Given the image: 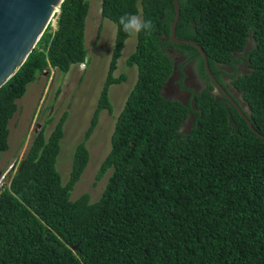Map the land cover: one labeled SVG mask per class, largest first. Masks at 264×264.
Instances as JSON below:
<instances>
[{"label": "trees", "instance_id": "trees-1", "mask_svg": "<svg viewBox=\"0 0 264 264\" xmlns=\"http://www.w3.org/2000/svg\"><path fill=\"white\" fill-rule=\"evenodd\" d=\"M89 5L63 0L55 26L0 86V155L27 85L48 67L65 74L86 61ZM178 5L175 37L202 48L223 91L196 47L170 40L174 0H101V17L115 25L113 48L68 179L56 166L64 111L48 134L53 117L37 129L0 188V264H264V0ZM126 13L151 19L154 31L136 37L125 60L137 76L96 174L109 171L102 192L72 199L90 157L86 141L99 113L113 109L109 87L125 77L113 73L129 38L118 22ZM184 62L206 84L189 101L165 93L171 77L184 79L175 73Z\"/></svg>", "mask_w": 264, "mask_h": 264}, {"label": "rangeland", "instance_id": "rangeland-1", "mask_svg": "<svg viewBox=\"0 0 264 264\" xmlns=\"http://www.w3.org/2000/svg\"><path fill=\"white\" fill-rule=\"evenodd\" d=\"M100 1L89 0L85 30V43L88 49L87 61L84 64L73 65L65 74L60 73L57 69H50L48 72L39 74L34 81L27 85L24 95L16 100L18 109L9 121V148L3 153L0 171L7 172L12 163L17 164L35 132L46 122L48 117H53V121L46 124L47 132L51 130L58 117L67 111L64 135L56 166L62 179L64 181L68 179L70 154L72 159L74 147L83 138V133L89 124L98 94L108 72L113 48L115 25L112 21L101 17ZM52 26H54V20ZM135 42L136 37H129L117 59V68L113 74L115 77L124 74L125 77L120 83L111 84L109 87V98L113 109L111 112L104 109L99 113L97 124L86 141L90 157L84 172L74 185L71 192L72 199L86 192L89 194L90 200L95 201L102 192L109 171H106L98 181H95V178L101 161L109 151L115 118L121 111L129 89L137 76L136 67L128 66L125 61L133 51ZM178 53L174 51V54L178 55ZM180 59L183 60L181 57ZM188 67L193 70V65L186 62L180 73L187 76ZM198 79L204 83L200 85L201 88L205 87V82L201 78ZM186 80L184 83L183 81L179 82V85L175 83L177 80H174L173 86L169 90H165V93L169 97L184 100L185 90L190 93L194 89L198 90L192 87L197 84L194 77L192 78L194 84ZM8 181L9 177L6 174L0 183V188L7 185Z\"/></svg>", "mask_w": 264, "mask_h": 264}, {"label": "water", "instance_id": "water-1", "mask_svg": "<svg viewBox=\"0 0 264 264\" xmlns=\"http://www.w3.org/2000/svg\"><path fill=\"white\" fill-rule=\"evenodd\" d=\"M63 0H0V86L22 65L28 54L49 24L54 13L59 12ZM175 16L171 23L170 40L178 44H191L204 60L208 76L223 91L211 74L202 48L193 41L175 37L179 18L178 0H174ZM229 97V96H228ZM230 98V97H229ZM21 164L19 165V167Z\"/></svg>", "mask_w": 264, "mask_h": 264}, {"label": "clouds", "instance_id": "clouds-1", "mask_svg": "<svg viewBox=\"0 0 264 264\" xmlns=\"http://www.w3.org/2000/svg\"><path fill=\"white\" fill-rule=\"evenodd\" d=\"M57 15V13L55 12L54 15ZM54 15L52 16L50 22L52 25V22L54 20V26H55V17ZM118 22H119V26L122 28L123 32L126 33L129 37L135 38L138 37L141 33L145 34V35H151V33L154 31V24L152 22L151 19L145 20L143 19L140 15L138 14H132V13H126L124 15H121L118 18ZM88 57V56H87ZM87 61V59H86ZM85 61V62H86ZM84 62V63H85ZM84 63H80V64H84ZM80 64H73V65H80ZM71 65V67L73 66ZM70 67V68H71ZM69 68V69H70ZM50 69H55V68H49L47 70H45L44 72H48ZM59 71V70H57ZM69 71V70H68ZM67 71V72H68ZM44 72L40 73L43 74ZM60 72V71H59ZM61 73V72H60ZM63 74V73H62ZM39 75V74H38ZM38 77V76H37ZM18 108V107H17ZM16 113V112H15ZM14 113V114H15ZM14 116V115H13ZM41 127V126H40ZM39 127V128H40ZM38 128V129H39ZM10 132V131H9ZM46 133L48 134L49 131ZM9 138V137H8ZM30 145V143H29ZM29 145H27V147L25 148V150L23 151L21 157L19 158V160L17 161V164L15 165L14 163H12L7 172L4 171H0V183L3 180V178L7 175H9L10 172L15 171L17 169V167H19V165L21 164V159L24 156L25 152L27 151ZM8 148H9V141H8ZM7 148V150H8ZM7 150L3 151L0 155V161H2V157H3V153L6 152ZM1 163V162H0ZM20 163V164H19ZM9 182V181H8ZM8 185V184H7Z\"/></svg>", "mask_w": 264, "mask_h": 264}, {"label": "flooded vegetation", "instance_id": "flooded-vegetation-1", "mask_svg": "<svg viewBox=\"0 0 264 264\" xmlns=\"http://www.w3.org/2000/svg\"><path fill=\"white\" fill-rule=\"evenodd\" d=\"M190 65V64H189ZM183 69V66H181L180 67V70H175L176 72V74H177V78L178 77H180L181 76V70ZM239 70L241 69V66L238 68ZM187 70L188 71H186V73H187V76L185 75V77H184V79L182 80L183 81V83L185 82V79H187L186 81H189V82H191V83H193L192 82V78L194 77L195 79H196V81H197V84H194V85H192V87L193 88H197L198 90H196V89H194L193 91L194 92H198L199 90H200V88H201V86L200 85H202V84H204V83H201L200 82V80L198 79V78H200L198 75H197V73L195 72V71H193L190 67H188L187 68ZM232 71V70H231ZM198 77V78H197ZM174 80H175V78L174 77H171L170 79H169V81H168V83L166 84V87H165V90L167 91V89L169 90L170 88H171V86H173V82H174ZM177 85H179V82L178 81H176L175 82ZM186 91V93H184V95H185V99L183 100V101H189L190 99H191V97H192V93H190L188 90H185Z\"/></svg>", "mask_w": 264, "mask_h": 264}]
</instances>
